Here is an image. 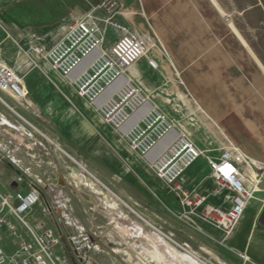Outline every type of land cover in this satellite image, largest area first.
<instances>
[{
    "label": "crops",
    "instance_id": "1",
    "mask_svg": "<svg viewBox=\"0 0 264 264\" xmlns=\"http://www.w3.org/2000/svg\"><path fill=\"white\" fill-rule=\"evenodd\" d=\"M102 1L0 0V60L22 75L27 97L38 108L35 112L14 98L17 104L12 107L0 98L37 126L22 118L31 128L26 130L2 116L12 129L5 128L0 134V192L38 191L39 200L28 220L37 230L49 227L61 237L56 253L63 264L67 260L62 248L66 244L77 254L80 247H73L70 239L82 233L91 236L92 250L102 247L94 236L100 226L94 222L97 217H114L112 213L120 211L118 201L100 190L104 187L138 211L145 219L142 221L169 226L170 235L174 232L185 245L197 244L200 250L207 248L219 256L214 251L217 249L235 264H264V226L257 221L264 206V181L227 237L198 218H179L182 208L178 199L155 176L147 159L132 151L95 108L77 96L67 80L31 51L33 44L51 48L73 21L86 15L104 18L106 12L99 7ZM116 1L121 12L114 20L152 43L145 28L148 26L168 53V59L156 55V69L141 59L130 70L136 82L153 92L152 102L211 156H219L227 138L247 155L264 162V80L260 74L252 80L243 72L236 50L218 46L219 39L198 16L199 6L195 10L188 0ZM115 36L110 28L103 46ZM37 59L38 65L33 66ZM176 73L218 128L204 119L194 125L188 123L186 114L194 105L190 100L181 101ZM167 141L160 142L147 158H153ZM179 181L183 187L206 195L213 206L226 209L231 204L230 190L212 193L215 182L203 157L197 158ZM0 235L5 252L13 253L14 239L6 230ZM90 257L92 264H102L92 251Z\"/></svg>",
    "mask_w": 264,
    "mask_h": 264
},
{
    "label": "built area",
    "instance_id": "2",
    "mask_svg": "<svg viewBox=\"0 0 264 264\" xmlns=\"http://www.w3.org/2000/svg\"><path fill=\"white\" fill-rule=\"evenodd\" d=\"M99 7L106 12L104 18L86 15L73 21L63 38L51 48L33 44L31 51L67 80L77 96L92 105L132 151L147 159L155 176L178 199L182 208L179 218H198L220 230L224 237L229 236L243 216L253 192L264 181V162L247 155L227 138L217 157L199 148L188 132L178 128L173 117L152 102L153 92L146 91L130 73L141 59L154 69L158 67L157 54L168 59L157 35L149 34L153 40L149 43L146 36L115 21L114 16L121 12L116 0H103ZM110 28L116 30V36L104 47ZM30 37L35 36L31 34ZM38 59L32 62L33 66L38 65ZM180 84L183 85L181 81ZM0 92L17 101L25 100L28 94L22 75L1 60ZM184 96H187L185 102L190 100L194 105L186 114L189 124L207 119L218 128L189 92L181 98ZM166 138L165 147L153 158H147ZM199 157L205 158L211 169L215 182L212 193L217 194L222 189L232 192L228 208L213 206L207 202L206 195L181 185V175ZM38 200L35 188L27 192H0V231L6 230L15 241L13 253L7 254L1 246L0 235V264H58L55 250L62 242L61 237L49 227L34 229L25 219ZM70 244L76 249L80 247L77 254L83 264H92L90 252L94 244L88 233L71 238ZM240 256L247 259L245 254Z\"/></svg>",
    "mask_w": 264,
    "mask_h": 264
},
{
    "label": "rangeland",
    "instance_id": "3",
    "mask_svg": "<svg viewBox=\"0 0 264 264\" xmlns=\"http://www.w3.org/2000/svg\"><path fill=\"white\" fill-rule=\"evenodd\" d=\"M188 1L189 5L194 7L195 10H197L196 7L199 6L198 16L205 20V23L209 26L210 32L213 33L217 39H219L220 42L218 43V46L233 48L236 50L238 55H241L239 60H242L241 62L244 66L243 72L245 74L248 73V76H250V78L252 77V80H257V74H260V76H262V80H264V0ZM161 12L162 11L159 13ZM126 27L130 29L129 26ZM145 28H147L149 34H153L148 26ZM176 75L178 83L181 86V94L183 95V93L189 92L178 73H176ZM180 81L183 85L180 84ZM0 98L9 103L12 107H16L17 102L11 96L0 92ZM185 98L187 99V96L180 99L182 102H185ZM18 103H23L24 106L31 108L35 112L38 111L37 106L29 97L23 101H19ZM2 116L6 117L9 121L19 127L26 130L31 129L23 121L24 119L30 122L29 120L23 117L15 108L13 111L11 107L6 106L0 100V134H3L2 130L5 128L12 129L2 120ZM205 121L208 120L205 119ZM30 123L33 125L35 124L33 121ZM35 127L37 128V126ZM1 139L2 136H0V141H2ZM119 207L117 210L120 211L117 214L113 215L112 213V216L114 217H105L102 215L104 217H97L94 222L96 225L100 226L94 232V236L96 240L101 241L100 245L102 246L101 248L97 247V250H92L93 255L97 258V260H99L102 264H184L180 259H178V253L183 251L177 245L170 243L166 239L164 240L158 231L138 218L125 206L119 204ZM25 219L28 220V217ZM13 223L17 224V221L13 220ZM156 227L163 233L170 235L171 229L169 226L160 224ZM33 228L36 229L34 226ZM170 236L178 244L185 243V241L180 239V237H178L174 232H172ZM190 245L192 247L191 249H193L196 253L198 252L201 258L199 257L200 260L196 261V263L189 262L187 264H235L234 260L225 257L217 249L214 251L227 263L207 248H202L200 250L199 245ZM1 246L3 247L2 244ZM57 248L55 250V259L58 264H61L62 262L60 263L59 259L61 258L60 254L56 253ZM62 249L65 252L67 264L82 263L79 256L74 254L75 252H73L72 248H69L65 244Z\"/></svg>",
    "mask_w": 264,
    "mask_h": 264
},
{
    "label": "bare ground",
    "instance_id": "4",
    "mask_svg": "<svg viewBox=\"0 0 264 264\" xmlns=\"http://www.w3.org/2000/svg\"><path fill=\"white\" fill-rule=\"evenodd\" d=\"M116 32V30H115ZM8 106V105H6ZM98 183L99 181L96 180ZM102 192L104 194H106L107 196H111L113 197L115 200L118 201L119 204L125 206L128 210H130L132 213H134L138 218H141V220L143 219L145 221V219L143 218V216H141V214L139 215L138 212L132 208L131 206H129L127 203L123 202L122 200L120 201L118 198H116V196L110 191L108 190L107 188H103ZM102 193V194H103ZM105 196V195H104ZM114 200V201H115ZM116 202V201H115ZM118 208V207H116ZM120 208V207H119ZM137 213H136V212ZM148 225H150L153 229L157 230L161 235L162 237L164 238V240H168L170 243L174 244V245H177L183 252L180 251L179 254V258L184 264H187L189 262H193V263H196V261H199L200 260V255L198 254V252H194L193 249H191V247L189 245H185V244H178L174 239H172L171 237H169L167 234L163 233L161 230L157 229L152 223L150 222H147ZM169 245V244H168ZM167 245V246H168ZM206 249V248H205ZM175 250V249H174ZM205 251V250H204ZM207 253L211 254L210 252L206 251ZM199 255V256H198ZM177 256V255H176ZM200 257V258H199ZM179 260V261H180ZM212 260V259H211ZM219 261V260H218ZM208 262V261H207Z\"/></svg>",
    "mask_w": 264,
    "mask_h": 264
},
{
    "label": "water",
    "instance_id": "5",
    "mask_svg": "<svg viewBox=\"0 0 264 264\" xmlns=\"http://www.w3.org/2000/svg\"><path fill=\"white\" fill-rule=\"evenodd\" d=\"M257 221L260 225L264 226V206L262 210L260 211Z\"/></svg>",
    "mask_w": 264,
    "mask_h": 264
}]
</instances>
